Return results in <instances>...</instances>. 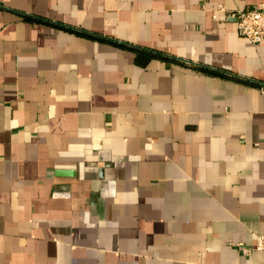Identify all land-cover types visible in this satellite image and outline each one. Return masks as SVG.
<instances>
[{
  "label": "crops",
  "instance_id": "obj_1",
  "mask_svg": "<svg viewBox=\"0 0 264 264\" xmlns=\"http://www.w3.org/2000/svg\"><path fill=\"white\" fill-rule=\"evenodd\" d=\"M204 2L0 0V264H264V40L230 16L264 0Z\"/></svg>",
  "mask_w": 264,
  "mask_h": 264
},
{
  "label": "built area",
  "instance_id": "obj_2",
  "mask_svg": "<svg viewBox=\"0 0 264 264\" xmlns=\"http://www.w3.org/2000/svg\"><path fill=\"white\" fill-rule=\"evenodd\" d=\"M202 6L205 5V0H200ZM224 10L219 5L212 11L213 17H216L218 12ZM230 16L235 17L237 23L238 33L250 40L252 43H258L264 40V3L259 4L256 8L240 10L231 12ZM262 94L264 89L262 88ZM241 253L244 255L249 254L250 248L243 246L242 243L237 244ZM254 250L264 249V240L261 235H257V242L253 247Z\"/></svg>",
  "mask_w": 264,
  "mask_h": 264
}]
</instances>
